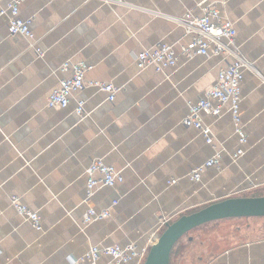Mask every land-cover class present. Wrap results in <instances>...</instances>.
Returning a JSON list of instances; mask_svg holds the SVG:
<instances>
[{
  "label": "crops",
  "instance_id": "0c3cea01",
  "mask_svg": "<svg viewBox=\"0 0 264 264\" xmlns=\"http://www.w3.org/2000/svg\"><path fill=\"white\" fill-rule=\"evenodd\" d=\"M16 1L19 16L31 18L33 39L8 32L7 6ZM120 1L0 0V264H66L91 245L148 248L163 219L264 194V0H205L231 20L237 50L253 67L241 83L247 141L235 159L239 143L227 104L218 116L201 115L210 143L182 122L225 63L221 55L181 53L190 35L172 17L199 15L201 0ZM161 42L174 48L176 63L161 72L138 68L136 54ZM65 61L90 65L85 80L113 83L115 98L86 84L67 106H47L49 93L71 74L61 69ZM215 150L219 164L191 180L192 168ZM94 158L119 169L123 181L96 186L87 197L86 167ZM13 194L39 213L41 229L17 213ZM88 207L109 215L83 223ZM228 236H219L223 244L208 257L184 255L177 264H264V221L237 225Z\"/></svg>",
  "mask_w": 264,
  "mask_h": 264
},
{
  "label": "built area",
  "instance_id": "2783aa9c",
  "mask_svg": "<svg viewBox=\"0 0 264 264\" xmlns=\"http://www.w3.org/2000/svg\"><path fill=\"white\" fill-rule=\"evenodd\" d=\"M118 2H121L118 0ZM201 8L199 15L187 10L183 16L172 17L180 24L185 33L190 35V39L181 44V53L186 57L194 55H221L224 65L220 66L216 82L189 105L188 114L182 119L186 126H193L201 130L205 141L212 142V134L207 125L202 121L203 113L218 116L224 105H228L234 125V131L238 137V147L231 152L232 158H237L244 153L243 145L247 141V136L240 124V90L246 68L253 69L251 63L238 52L235 43L236 29L230 19L222 15L215 6L208 5L205 0L198 2ZM7 8L11 13L7 29L10 35H19L27 39H33L34 33L31 30V18H22L18 14V1L11 2ZM6 9H0L3 14ZM177 61V54L174 48L166 43H158L152 49H145L136 54V65L142 69L153 66L155 71H165L173 66ZM90 65L84 62L65 61L61 65L62 70L70 69L68 77L61 78L59 85L48 95L46 104L49 107H65L69 103L73 92L83 88L86 84L96 86L105 91L106 99L113 100L118 90L113 83L101 80H85V73L90 69ZM83 102L78 101L75 111L83 113ZM221 152L215 150L213 154L202 163L192 168L190 179L198 181L205 168L217 166L220 162ZM123 181V175L119 169L111 164L105 163L100 158H94L86 167V195L89 197L96 186H114ZM175 179H171L174 182ZM10 202L17 213L28 219L35 229H41L40 215L36 210L20 201L17 195H11ZM109 215L108 209L96 210L88 207L83 215L82 222L87 223L93 219H100ZM169 219L161 220L164 227ZM157 236V234L155 235ZM148 248L139 249L137 244L126 245H91L81 256L71 257L66 264L94 263L102 255L110 256L107 264H124L134 257L144 260Z\"/></svg>",
  "mask_w": 264,
  "mask_h": 264
},
{
  "label": "water",
  "instance_id": "95a60500",
  "mask_svg": "<svg viewBox=\"0 0 264 264\" xmlns=\"http://www.w3.org/2000/svg\"><path fill=\"white\" fill-rule=\"evenodd\" d=\"M234 217H264V194L227 197L171 219L149 245L142 264H169L172 248L187 232L207 222Z\"/></svg>",
  "mask_w": 264,
  "mask_h": 264
},
{
  "label": "rangeland",
  "instance_id": "374dc122",
  "mask_svg": "<svg viewBox=\"0 0 264 264\" xmlns=\"http://www.w3.org/2000/svg\"><path fill=\"white\" fill-rule=\"evenodd\" d=\"M264 218H226L207 222L202 224L182 236L173 247L170 254V264H177L181 256L186 255L190 257L192 261H196L199 254H203L204 257H208L215 249H218L221 244L218 239L219 236H223V239H227L232 232H235L237 225L244 226L246 223H259L263 222ZM164 230L161 228L160 232ZM252 231L255 232L252 228ZM192 237L189 241V237ZM204 241L203 243H200ZM214 242V243H213ZM227 244V243H226Z\"/></svg>",
  "mask_w": 264,
  "mask_h": 264
},
{
  "label": "trees",
  "instance_id": "16d2710c",
  "mask_svg": "<svg viewBox=\"0 0 264 264\" xmlns=\"http://www.w3.org/2000/svg\"><path fill=\"white\" fill-rule=\"evenodd\" d=\"M159 233H160V231H159ZM159 233L157 234V235H159ZM178 242V241H177ZM175 246V245H174ZM173 249V248H172ZM172 251V250H171ZM169 264H170V262H169Z\"/></svg>",
  "mask_w": 264,
  "mask_h": 264
}]
</instances>
